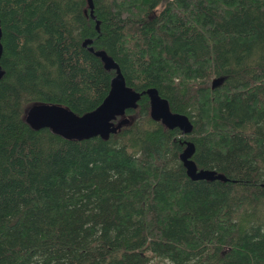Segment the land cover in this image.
<instances>
[{"label":"trees","instance_id":"trees-1","mask_svg":"<svg viewBox=\"0 0 264 264\" xmlns=\"http://www.w3.org/2000/svg\"><path fill=\"white\" fill-rule=\"evenodd\" d=\"M92 3L0 0V264H264V0ZM86 38L190 132L145 93L107 137L31 124L34 103L82 114L107 95L115 70ZM185 140L228 179L191 178Z\"/></svg>","mask_w":264,"mask_h":264},{"label":"water","instance_id":"water-1","mask_svg":"<svg viewBox=\"0 0 264 264\" xmlns=\"http://www.w3.org/2000/svg\"><path fill=\"white\" fill-rule=\"evenodd\" d=\"M87 1L90 14L93 16L92 0ZM91 41L92 38H86L83 44L101 58L107 69L115 70L107 95L96 107L82 114H78L59 103H34L26 112V119L31 124L36 127H49L69 138H85L94 135L107 137L110 132H115L123 123L128 121V118L124 116L115 123L114 118L117 115H123L127 108L136 107L140 95L145 93L149 97V114L153 119L161 120L169 128L178 127L182 133L190 132L192 123L185 113L172 111L167 98L161 96L157 88L153 86L138 91L127 85L118 63L104 49H94L90 45ZM219 81L220 78H213L212 86L217 85ZM193 152L192 141L185 140V147L179 153V158L185 166L186 173L191 178L228 179L223 173L217 172L215 169L198 168L192 158Z\"/></svg>","mask_w":264,"mask_h":264},{"label":"rangeland","instance_id":"rangeland-1","mask_svg":"<svg viewBox=\"0 0 264 264\" xmlns=\"http://www.w3.org/2000/svg\"><path fill=\"white\" fill-rule=\"evenodd\" d=\"M155 262V259H154ZM153 264V262H152ZM158 264H173L170 261L166 260V259H158Z\"/></svg>","mask_w":264,"mask_h":264}]
</instances>
